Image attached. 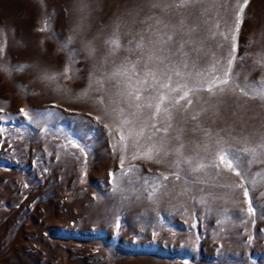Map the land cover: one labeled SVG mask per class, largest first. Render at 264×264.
I'll use <instances>...</instances> for the list:
<instances>
[{"label":"rangeland","instance_id":"1","mask_svg":"<svg viewBox=\"0 0 264 264\" xmlns=\"http://www.w3.org/2000/svg\"><path fill=\"white\" fill-rule=\"evenodd\" d=\"M243 5L0 0V264H264V0Z\"/></svg>","mask_w":264,"mask_h":264},{"label":"snow or ice","instance_id":"2","mask_svg":"<svg viewBox=\"0 0 264 264\" xmlns=\"http://www.w3.org/2000/svg\"><path fill=\"white\" fill-rule=\"evenodd\" d=\"M185 2H186V0H185ZM247 6V0H244V5L241 7V12L243 11V7H246ZM236 30L238 31L239 30V20H238V22H237V28H236ZM112 43H114V44H116L117 43V41H112ZM233 48L235 49V45L233 46ZM229 65H231V63H232V60H229ZM231 72V68H229L227 71H225L224 72V78L223 79H221V78H219V77H214L213 78V80H212V82L209 84V87H208V90L209 91H212V89L214 88V87H219V85L220 84H223V85H227L228 83H229V80H228V77H229V73ZM217 81L219 82V83H217ZM257 84H264V82H256ZM246 87H247V85H246ZM220 91L221 92H223L224 91V88H220ZM258 95H261V96H264V89H262L261 91H259L258 93H257ZM187 95V93H185V96ZM137 100H139V96L137 95L136 97H135ZM189 103H191V101H189ZM137 107H139V105H137ZM149 107H151V105H149ZM159 106H157V112H159ZM157 131H159V129H157ZM121 139L123 140V139H125V137L122 135L121 136ZM150 158V157H149ZM233 158H236V159H238V157H233ZM220 160H221V162H224L225 161V155H221L220 156ZM228 166L231 168L232 167V162H231V160H228ZM247 194V193H246Z\"/></svg>","mask_w":264,"mask_h":264},{"label":"trees","instance_id":"3","mask_svg":"<svg viewBox=\"0 0 264 264\" xmlns=\"http://www.w3.org/2000/svg\"><path fill=\"white\" fill-rule=\"evenodd\" d=\"M192 46H190V48H191ZM190 54H189V56H185L184 54H181V56H180V58L178 57V59H179V61H180V65H179V69H180V71L181 72H183V70L186 68L187 69V71H189V70H193L194 68L193 67H201V66H203V64H205L204 62H203V59L202 58H199V57H197L196 55H194V51H192V50H190V52H189ZM188 62H191V64H189ZM186 63H188V65H185ZM194 65V66H193ZM204 67H205V65H204ZM200 73V72H199ZM181 80H184L185 81V77L183 76L182 78H181ZM184 92V91H183ZM182 92V93H183ZM184 101V100H183ZM182 101V102H183Z\"/></svg>","mask_w":264,"mask_h":264}]
</instances>
